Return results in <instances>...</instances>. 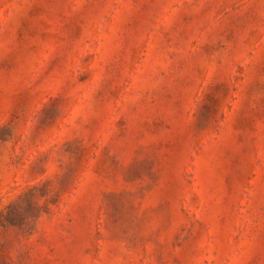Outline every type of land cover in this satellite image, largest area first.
I'll list each match as a JSON object with an SVG mask.
<instances>
[{"label":"rangeland","instance_id":"1","mask_svg":"<svg viewBox=\"0 0 264 264\" xmlns=\"http://www.w3.org/2000/svg\"><path fill=\"white\" fill-rule=\"evenodd\" d=\"M0 264H264V0H0Z\"/></svg>","mask_w":264,"mask_h":264}]
</instances>
